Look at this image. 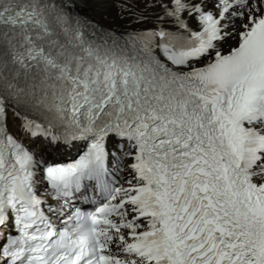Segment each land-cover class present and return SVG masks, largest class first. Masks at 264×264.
I'll use <instances>...</instances> for the list:
<instances>
[{"label":"snow or ice","instance_id":"snow-or-ice-1","mask_svg":"<svg viewBox=\"0 0 264 264\" xmlns=\"http://www.w3.org/2000/svg\"><path fill=\"white\" fill-rule=\"evenodd\" d=\"M0 264H264V0H0Z\"/></svg>","mask_w":264,"mask_h":264}]
</instances>
